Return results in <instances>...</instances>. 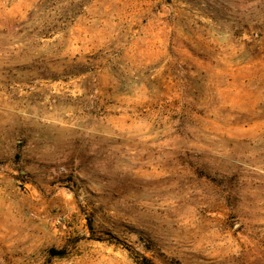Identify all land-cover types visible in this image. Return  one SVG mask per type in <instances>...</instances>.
Masks as SVG:
<instances>
[{
	"label": "rangeland",
	"instance_id": "obj_1",
	"mask_svg": "<svg viewBox=\"0 0 264 264\" xmlns=\"http://www.w3.org/2000/svg\"><path fill=\"white\" fill-rule=\"evenodd\" d=\"M0 264H264V0H0Z\"/></svg>",
	"mask_w": 264,
	"mask_h": 264
},
{
	"label": "trees",
	"instance_id": "obj_2",
	"mask_svg": "<svg viewBox=\"0 0 264 264\" xmlns=\"http://www.w3.org/2000/svg\"><path fill=\"white\" fill-rule=\"evenodd\" d=\"M146 260H148V258L145 257Z\"/></svg>",
	"mask_w": 264,
	"mask_h": 264
}]
</instances>
